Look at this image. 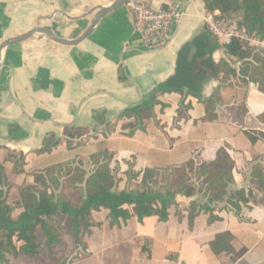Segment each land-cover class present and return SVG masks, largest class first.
Masks as SVG:
<instances>
[{
  "label": "crops",
  "instance_id": "1",
  "mask_svg": "<svg viewBox=\"0 0 264 264\" xmlns=\"http://www.w3.org/2000/svg\"><path fill=\"white\" fill-rule=\"evenodd\" d=\"M115 1L0 0V44L29 32L38 24L52 29L63 39L75 40L92 25L100 7ZM174 3L184 6V14L175 26L170 43L156 51L145 47L126 5L107 13L76 45L58 43L38 32L3 51L0 117L9 121L12 156L14 151L20 152L27 160L23 173L14 171L10 175L6 163L13 159L0 151V161L4 162L13 182L9 202L14 204L19 199L22 185L34 182L36 171L66 160L87 161L92 154L107 149L88 151L87 147L102 142L116 152L111 167L127 181L132 170L141 173L147 168L165 169L190 160L197 164L211 162L219 149L226 147L235 161L230 196L237 200L241 213L247 217L240 218V209L228 200L218 203L211 212L191 218L188 209L191 199L179 197V205L170 210V216L174 215L176 221L170 217L163 224L168 225V231L164 250L157 257L155 235L141 231L145 220H139L132 208L133 216L126 221H116L108 210L102 209L93 212L98 224L85 237L86 248H80L79 257L67 264H105L107 255L113 264H189L185 246L189 241L195 244V239L193 232L178 220L180 213L184 216L187 213L191 221L197 220L201 225V234L197 236L203 245L198 242L196 245L201 250L203 263V247L207 246L211 254L206 264H264V191H258L251 182L254 167L264 166V137L261 136L264 123L259 119L264 112V92L257 83L252 82L248 87L244 84L239 72L242 61L228 58L226 47L215 46L207 56L216 63L227 58L238 75L227 72L219 77L208 75L201 87L203 99L177 92L159 94L148 113L146 130L137 128L144 121L138 115L143 102L175 74L180 51L206 29L208 11L203 0H153L155 7ZM194 51L192 48L189 60L195 57ZM218 89L225 96L224 101L216 106L219 118L210 120L207 99ZM244 90H247L248 114L244 123L239 124L225 116V112L228 106L243 98ZM136 120V129L125 131V124ZM66 125L82 130L85 148L83 145L68 148ZM46 137H54L61 143L50 153L38 154L36 150L45 146ZM238 191L245 195L239 196ZM21 211L16 209L14 217ZM229 220H234L236 225L209 230L210 225ZM222 232L232 234V245L239 252L237 261L230 254L213 250L211 243ZM109 233L116 237L110 240ZM247 235L252 238L247 239ZM147 241L151 243L149 251L143 247ZM10 261L11 258L2 264ZM20 263L60 264V259L50 258L43 249L35 260L28 258Z\"/></svg>",
  "mask_w": 264,
  "mask_h": 264
},
{
  "label": "trees",
  "instance_id": "2",
  "mask_svg": "<svg viewBox=\"0 0 264 264\" xmlns=\"http://www.w3.org/2000/svg\"><path fill=\"white\" fill-rule=\"evenodd\" d=\"M208 12L219 11L220 15L239 22L251 34L264 39V0H203ZM220 46L213 35L206 29L191 44L179 53L177 69L164 83L143 102L138 115L152 111L158 95L177 92L203 99L202 83L210 74L217 77L222 72L238 75V70L227 58L216 63L208 53L215 46ZM195 49V57L189 55ZM228 58L236 57L242 61L240 75L248 87L254 82L264 92V49L248 42L234 39L226 47ZM123 75V74H122ZM123 77V76H122ZM246 87V88H247ZM243 98L226 108L225 116L243 124L248 114L247 90ZM224 95L218 89L209 99L208 118L216 120L217 104H222ZM264 123V112L259 115ZM66 143L70 150L82 145V130L66 125L64 127ZM248 135H252L248 133ZM264 137V134L261 133ZM252 139H256L252 136ZM54 137H46L44 147L36 150L38 154L50 153L60 145ZM13 159L14 156H9ZM92 168L88 169L84 159L66 160L36 171L34 182L19 188V199L11 204L9 194L13 182L7 175L4 162L0 161V262L11 257L27 256L35 260L46 249L50 258H59L60 264H67L75 259L80 248H86L85 237L98 223L93 212L106 209L116 220H128L133 212L139 220L157 215L160 221L170 219V210L178 206V198L191 199L189 213L191 218L202 212H211L217 204L231 201L236 209L240 205L230 196L233 183L235 161L226 147L217 152L211 162L197 164L194 160L165 169L147 168L144 172H130L136 179L137 188L122 189L114 169L111 157L106 150L92 154L89 159ZM15 172H24L26 156L15 159ZM251 182L258 191H264V166L256 165ZM239 196L245 193L238 191ZM239 201V200H238ZM128 206H134L131 212ZM21 213L14 217L16 209ZM230 232L219 233L211 243L216 253L230 254L237 261L239 252L232 245ZM66 247V251L63 250Z\"/></svg>",
  "mask_w": 264,
  "mask_h": 264
},
{
  "label": "built area",
  "instance_id": "3",
  "mask_svg": "<svg viewBox=\"0 0 264 264\" xmlns=\"http://www.w3.org/2000/svg\"><path fill=\"white\" fill-rule=\"evenodd\" d=\"M126 7L134 16L136 31L145 47L151 51L165 48L170 43L175 26L185 10L180 3L155 7L153 0H127ZM205 23L207 30L221 46L227 47L234 39H239L264 48V39L251 34L239 22L224 17L219 12H208Z\"/></svg>",
  "mask_w": 264,
  "mask_h": 264
},
{
  "label": "rangeland",
  "instance_id": "4",
  "mask_svg": "<svg viewBox=\"0 0 264 264\" xmlns=\"http://www.w3.org/2000/svg\"><path fill=\"white\" fill-rule=\"evenodd\" d=\"M227 16L229 18H231V15L227 14ZM227 17V18H228ZM149 114L148 113H144L142 115V119L144 120L143 121V124L138 126V122L137 120L136 121H132V122H128L125 124V131H130L132 132L133 129H136L139 128V129H142V130H146V120L149 119ZM128 129V130H127ZM109 132H111V127H109ZM127 133V132H126ZM84 146V144H82ZM81 145V147H82ZM108 146V143L106 142H102L98 145H94V146H88L87 148L88 151L92 150V149H99V148H102V147H105L107 148L106 151L109 153L110 157H111V160L113 159L114 160V154L116 153L114 150H112L109 147H106ZM86 146H84L85 148ZM15 153H13V156H15L14 160L16 159H20L21 155H20V152L16 153V151H14ZM16 154V155H15ZM112 162V161H111ZM6 164H8V168H7V172L12 175L15 171V167H13L14 165V162L13 160L7 162ZM85 164L87 165L88 169L92 168V163L87 160L85 161ZM115 173H116V177H117V180H118V186L122 189H130V188H137V182H133V179L130 177L129 175V179L127 181V179H124L122 178L123 175H120L119 172H116L115 170ZM134 206H128V208H133ZM177 206H174L172 207L173 210L176 208ZM240 209V213L242 211V207H239ZM238 210V209H237ZM172 214V213H171ZM240 218H246L247 215L244 214V213H241L240 215ZM172 218V221H176V217H174V215H171L170 216ZM178 220H182L183 221V226L186 228L188 227L189 228V231H192L193 232V235H194V239H195V244L192 243V241H189L187 243V245L185 246L186 247V253L188 254V259H189V264H206V259L208 258V256H210V249L205 246L203 247V250H204V255H205V262L203 263L202 261V255H201V250L200 248L197 247L196 245V242L199 243L200 246L203 245V242L201 241V238L197 236L201 234V225H198V221L197 220H190V217L187 213H185V216L180 213L178 214L177 216ZM143 220H145V223H143V226L141 227V231L143 233H150L152 235H155L156 237V242H155V252H156V256L158 257L160 255V253L164 250V244H165V234L166 232L168 231V225H163L164 224V221H160L157 217V215H151V216H148V217H145ZM249 222V221H247ZM236 225V222L234 220H229V221H219L217 222L214 226L213 225H210L209 227V230L212 232L213 230L215 229H224L226 227H229V226H235ZM173 231H177V230H173ZM174 235V234H173ZM114 237H116V234L114 233H109L108 234V238L113 239ZM247 239H251V235H247ZM150 246H151V243L150 241H147L145 244H144V248L146 250H150ZM63 250L66 251V247H63ZM79 253H82V249H79ZM78 253V254H79ZM106 255L108 252H105ZM79 255L76 257L78 258ZM107 257H109V255H107ZM105 258V260L107 261L105 264H113V260L112 258ZM75 258V259H76ZM28 258L27 256H22V257H11V261L9 264H21L20 262L22 261H26ZM100 259V258H99ZM109 260V261H108ZM8 263V261H6ZM0 264H2V262H0Z\"/></svg>",
  "mask_w": 264,
  "mask_h": 264
},
{
  "label": "water",
  "instance_id": "5",
  "mask_svg": "<svg viewBox=\"0 0 264 264\" xmlns=\"http://www.w3.org/2000/svg\"><path fill=\"white\" fill-rule=\"evenodd\" d=\"M241 1H244V0H241ZM126 2H127V0H116L110 6L100 7L99 11L95 15V18H94L92 25L84 32V34L82 36H80L79 38H77L75 40L63 39L60 36H58L52 29L46 28V27H41L39 24L25 34L6 39L0 46V78H1V71H2V66H3V64H2V51L7 46H9L11 44L18 43V42H22L24 40H27L32 35H34L35 33H38V32L46 34L49 38H51L52 40H54L58 43H61L64 45H76V44L80 43L82 40H84L94 30V28L98 25L100 20L107 13L124 7L126 5Z\"/></svg>",
  "mask_w": 264,
  "mask_h": 264
},
{
  "label": "flooded vegetation",
  "instance_id": "6",
  "mask_svg": "<svg viewBox=\"0 0 264 264\" xmlns=\"http://www.w3.org/2000/svg\"><path fill=\"white\" fill-rule=\"evenodd\" d=\"M1 44H0V46H1ZM11 45H13V44H11ZM11 45H9V46H11ZM6 48H4V50ZM3 51H2V57H3ZM2 64H3V62H2ZM8 126H9V121L6 118H4V117H0V151H3L4 153H6L9 156H11L12 155V150H13V148L11 146L12 136L10 134Z\"/></svg>",
  "mask_w": 264,
  "mask_h": 264
}]
</instances>
